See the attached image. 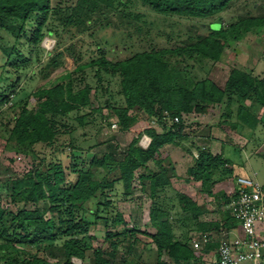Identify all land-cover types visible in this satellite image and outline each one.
<instances>
[{
    "label": "trees",
    "instance_id": "obj_1",
    "mask_svg": "<svg viewBox=\"0 0 264 264\" xmlns=\"http://www.w3.org/2000/svg\"><path fill=\"white\" fill-rule=\"evenodd\" d=\"M235 1L0 0V40L3 42L0 52L4 55L0 67L3 66V71H8L7 65L15 71L38 67L37 72L46 78L64 63L67 56L76 64L73 69L34 90L15 89L16 77L8 78V85H0V105L11 112L3 124L6 135H0L4 137L5 146L31 155H36L37 144L55 150L62 130L70 133L75 130L72 126L71 130L65 131L70 119L79 126L85 125L86 119L96 121L99 127L115 123L119 130L134 133L119 156L114 151L93 152L87 167L78 168L71 158L75 150L84 151L71 139L69 151L64 153L69 159L68 164L59 158L47 163L46 158L41 157L38 164L44 169L34 163L23 176L10 179L7 185L11 201L28 202L34 208L21 206L15 213H7L0 206V264H50L47 260L50 256L57 257L56 264H75L72 258L83 261L88 248L85 238L91 224L83 216V205L100 196L105 208L109 207L110 192L116 190L117 184L125 197H129L138 169L147 171L138 178L149 197L146 219L153 231L130 227L124 215L114 211L112 216L104 217L105 227L114 228L105 232L110 249L93 247L92 263L116 264L119 247L124 250L122 254H131L140 242L138 234L148 237L154 244L157 264H203L205 256L216 250L218 243L215 241L194 249L191 239L196 235L189 239L186 233L174 234L169 211L156 198L160 192L172 187L171 178L176 173L172 165L163 164L166 156L163 147L187 137L183 131L184 114L204 113L210 107L219 106L223 110L218 123H227L236 131L264 124V77L254 75L251 70L232 67L219 84L209 76L211 67L207 76L196 79L191 76L187 63L182 66L189 60L199 63L206 60L214 65L220 61L230 41L248 33H264V14L246 13L231 17L226 24L221 22V13ZM137 2L164 19L215 20L209 23L206 34L187 33L180 46L155 48L149 45L147 49L118 60L108 58V51L101 44H96L97 56L86 61L75 53L71 43L59 49L64 34H69L70 38L85 31L91 34L96 28L123 29L147 35L151 28H157V22L148 20L145 13L136 12ZM46 35L56 38L54 52L41 46ZM87 68L94 71V88L87 80ZM3 77L0 74V78ZM113 82H116V94L121 101L113 95ZM102 93H108L103 101L100 99ZM175 116L177 122L172 119ZM142 134L150 138L146 147L138 144ZM99 171L102 175L96 177ZM215 173L218 178L207 189L206 185ZM231 174L232 168L224 156L199 148L187 168L184 181L200 182L206 195L204 199L210 198L223 207L231 194ZM71 175L74 177L70 178ZM216 184H221V189L213 191ZM175 197L180 209L193 219L198 233H215L237 225L226 210L220 219L199 221L202 211L198 197L192 195L186 185ZM98 210L97 207L93 213L95 219L99 218ZM47 213L49 216L45 217ZM163 253L169 261L161 260Z\"/></svg>",
    "mask_w": 264,
    "mask_h": 264
},
{
    "label": "rangeland",
    "instance_id": "obj_2",
    "mask_svg": "<svg viewBox=\"0 0 264 264\" xmlns=\"http://www.w3.org/2000/svg\"><path fill=\"white\" fill-rule=\"evenodd\" d=\"M134 8L136 12L147 14L148 20L157 22V28H151L148 33L149 35L140 32L137 34L134 31L125 32L123 29L96 28L91 34H89L90 31H85L76 33L74 37L70 38L69 34H64L60 38L61 45L59 49L71 43L75 53L81 56L82 61H86L91 57L97 56L96 44H101L108 51V58L118 60L125 58L137 50L147 49L149 45L155 48H172L180 46L183 44L182 41L185 39L187 33L194 32L206 34L209 30V23L215 20L213 18L187 20L177 17H168V19H164L160 14L148 10L141 5L140 2H137ZM246 13L254 15L264 14V0H236L226 12L221 13V22L226 24L231 17L245 15ZM192 25H194V27H192ZM133 29L134 28H130V30ZM188 30H190V32H188ZM0 43H3L2 40H0ZM56 45V38L52 35H46L41 42V46L44 47L46 51L54 52ZM3 62L4 55L0 52V66ZM186 63L191 76L196 79L207 76L206 72L211 67L212 69L209 76L219 84L223 83L227 73L232 67L246 71L251 70L254 75L264 77V33L260 35L248 33L241 39L230 41L228 46L224 49L222 58L214 65H211V63L206 60L200 63L189 60L182 64V66ZM75 65L72 59L67 56L64 63L60 67L54 69L46 78L37 72L38 67L34 68V70L29 67L15 71L13 67L7 65L6 69H8V71H3L4 69L2 66L0 67V74L3 75L5 79H3L4 77L0 78V85H8V78H12L13 80L16 77L17 83L14 84L15 89L19 91L34 90L39 86L49 83L50 80L57 78L61 73L73 69ZM185 71L186 70H184V72ZM86 75L87 80L94 88L96 84L94 71L87 68ZM111 89L114 97L118 101H121V98L116 94V82L111 84ZM107 94L108 93H102L100 99L103 101ZM92 95L93 93L91 92V99L93 97ZM246 102L248 103V101ZM93 104L96 105L95 101ZM30 106H32L31 103ZM5 107L6 106L0 105V135H6L3 124L8 120L11 114ZM222 110L223 109L217 106L215 108L210 107L204 113L192 112L186 115L184 114L182 117V121L185 125L183 131L187 137L177 139L176 144H166L163 147V152L166 154L163 164L166 166L172 165L176 175L171 178L172 187L167 188L164 192H160L156 199L159 204L169 211V221L171 222L174 234L177 236L186 233L190 239L192 235L195 236L198 234V231L194 228L196 225L193 219L190 217L189 213L180 209L176 201V192H182L184 185L188 187L192 195L198 197V203L202 211L198 218L199 221L215 220L225 216L226 212L222 206H217L210 198L204 199L206 195L205 191L201 190L200 182L184 181L187 168L191 164L192 158L197 156L199 148L208 150L213 155L221 154L223 156V154L220 153L219 143L212 142L207 146L203 142V138H201V132L203 133L204 131V134H207V130L211 128L210 126L221 120L220 115ZM103 113H105L104 110ZM140 117L144 116L140 115ZM86 120L88 122L85 125L79 126L75 120L70 119V121H68L69 125L65 127V131L71 130L72 126L75 127V130H73L72 133L62 130V133L58 136L59 138L56 144L57 149L55 150L52 147L37 144L35 146L36 155L16 152L14 149L5 146L4 137L0 136V206L3 210L7 213H15L21 206L26 209L34 208V206L28 202H12L9 196L7 182L10 179L23 176L32 169L34 163L38 165L39 169H44L42 164H38L39 158L41 157H45L47 163L59 158L63 163L68 164L69 159L64 153L65 151H69L68 143L71 139H74L84 151V153H82L81 150H75V154L71 158L72 162L75 163L78 168H85L93 152L101 153L104 151H114L119 156L120 153L126 149L132 137H134V133L121 131L117 126L115 128L107 125L99 127L96 121L93 123L89 119ZM111 120L114 121V118ZM232 121H234V119H232ZM156 128L159 130V127L156 126ZM238 128L240 129V127ZM250 130L252 129L246 127L243 131H239V133H248ZM213 133L214 132L211 130V135H213ZM140 139L138 144L141 142ZM234 139L237 140V137H234ZM90 145L93 146L92 149L88 151L87 147ZM222 148L225 152L224 158L231 166L232 172H234L233 174L249 169L251 164H255L260 174L264 173V153L258 158H252L251 155L248 156L247 150L245 149H233L229 144H223ZM143 173L146 174L147 171L138 169L135 172L136 179L134 181V188L129 197H125L120 185L117 184L116 190H111L110 192L111 194L109 197L111 204L109 207L105 208L103 198L100 196H95L83 205V216L91 222L85 238L88 248L86 250V257L83 261L72 258L75 264H93L91 261L92 248L95 246H100L106 251L110 249L109 242L105 240V232L109 229L113 230L114 228L111 226L105 227L104 217L112 216L114 211H120L129 222L130 227H136L140 230H147L149 232L153 231V228L148 226L146 219V212L150 204L149 197L146 191L144 192V189H142L138 178L139 175ZM245 173L248 174L247 172ZM101 175L102 172L99 171L96 177H100ZM73 177L74 175H71L70 178ZM216 178H218L217 173H215L211 178L212 180L207 183V189L209 188V184ZM219 189H221V184H216L213 187V191ZM97 207L99 208L97 212L99 218L95 219L93 213ZM48 216V213L45 214V217ZM5 218H7V216H5ZM138 237L140 242L133 247L131 254H122L124 250L119 247L117 252L118 262H116V264H157V251L154 244L148 237L142 234H138ZM123 258L125 259L124 262H122ZM160 258L163 261H169L166 253H163ZM212 258V253L206 255L202 263L213 264ZM47 260L50 264H56L57 257L50 256L47 257Z\"/></svg>",
    "mask_w": 264,
    "mask_h": 264
},
{
    "label": "built area",
    "instance_id": "obj_3",
    "mask_svg": "<svg viewBox=\"0 0 264 264\" xmlns=\"http://www.w3.org/2000/svg\"><path fill=\"white\" fill-rule=\"evenodd\" d=\"M172 119L178 121L177 116ZM151 124L156 125L153 120ZM111 127L115 128L116 124L112 123ZM140 138V145L146 147L149 136L142 134ZM223 208L239 223L242 235L230 236L228 230L198 233L191 239L192 248L201 249L215 241L218 246L213 264H264V184L251 177L236 176Z\"/></svg>",
    "mask_w": 264,
    "mask_h": 264
},
{
    "label": "crops",
    "instance_id": "obj_4",
    "mask_svg": "<svg viewBox=\"0 0 264 264\" xmlns=\"http://www.w3.org/2000/svg\"><path fill=\"white\" fill-rule=\"evenodd\" d=\"M210 127L211 128L207 130V134H204V131L203 133L201 132V135H202L201 138H203L204 140L203 142L207 146H209L212 142L219 143L220 153H222L223 156L225 155L224 154L225 152L222 148L223 144H229L233 149H236V148L245 149L247 150L246 152L248 156L251 155L252 158L254 157L258 158L261 156V154L263 155L264 153V124H258L255 128L250 130L248 133H239V131H236L235 129L232 128L231 125H228L227 123L218 124L217 122L211 125ZM211 130L214 132L213 135H211ZM234 137H237V140H235ZM245 172H247L248 174H246ZM233 173L234 172H232L231 174L232 177L230 181L231 182L230 188L234 186V179L236 176L251 177L255 179L256 181H258L259 183L264 184V173L260 174L255 164H251L250 168L247 170L239 171L238 173H235V174ZM222 230H226V229L222 228ZM228 231H229L230 236L236 233L240 234L239 223L237 222V225L229 229ZM211 253L212 255H214V250L210 251L209 254Z\"/></svg>",
    "mask_w": 264,
    "mask_h": 264
}]
</instances>
